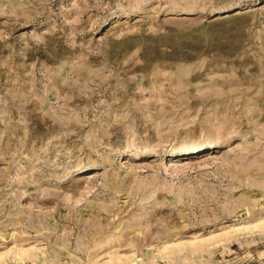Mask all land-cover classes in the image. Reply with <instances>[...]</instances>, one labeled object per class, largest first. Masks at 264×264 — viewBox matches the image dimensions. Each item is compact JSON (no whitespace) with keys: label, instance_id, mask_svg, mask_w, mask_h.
Returning <instances> with one entry per match:
<instances>
[{"label":"rangeland","instance_id":"obj_1","mask_svg":"<svg viewBox=\"0 0 264 264\" xmlns=\"http://www.w3.org/2000/svg\"><path fill=\"white\" fill-rule=\"evenodd\" d=\"M0 264H264V0H0Z\"/></svg>","mask_w":264,"mask_h":264}]
</instances>
